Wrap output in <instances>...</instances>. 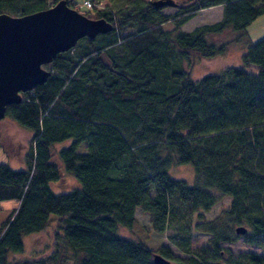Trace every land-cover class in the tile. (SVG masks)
<instances>
[{"label": "trees", "instance_id": "16d2710c", "mask_svg": "<svg viewBox=\"0 0 264 264\" xmlns=\"http://www.w3.org/2000/svg\"><path fill=\"white\" fill-rule=\"evenodd\" d=\"M83 1L67 3L113 30L58 54L47 81L7 107L6 117L31 137L25 169L0 163V201L18 202L0 228V264H154L145 241L120 233L133 227L137 208L150 215L153 231H173L169 240L183 255L158 251L171 264H264L257 253L218 262L231 256L221 244L235 242L241 226L240 235L264 247V38L247 39L240 67L199 79L185 69L195 56L225 50L209 35L229 30L246 39L264 0H175L172 16L161 13L169 6L141 0L114 14L80 10ZM215 6L223 7L219 22L181 29ZM49 7L48 0H0V14L12 16ZM168 22L173 31L164 30ZM9 145L3 134L2 147L14 156ZM172 164L193 165L196 184L172 178ZM67 174L77 186L55 192ZM224 198L228 209L205 222ZM54 217L62 231L54 252L19 260L23 237ZM195 230L211 236L201 252L192 249Z\"/></svg>", "mask_w": 264, "mask_h": 264}, {"label": "rangeland", "instance_id": "374dc122", "mask_svg": "<svg viewBox=\"0 0 264 264\" xmlns=\"http://www.w3.org/2000/svg\"><path fill=\"white\" fill-rule=\"evenodd\" d=\"M61 0H48L50 6L55 5ZM67 1V0H66ZM75 2V0H70ZM80 2V0H76ZM136 0H93L92 10H106L113 14L120 9H125L131 2ZM145 3H152L156 0H141ZM180 1V0H177ZM73 6V4H72ZM71 7V6H70ZM79 7V8H78ZM83 3H79L78 9L82 10ZM73 8V7H71ZM75 9V8H74ZM77 10V9H76ZM176 7H168L161 10V13L167 16H172L177 12ZM221 12L219 8L210 7L207 10L200 11V13L187 24L182 26V30L187 32L193 31L198 26L214 24L219 22ZM164 30L173 31L174 24L168 22L163 26ZM130 31H127L128 34ZM247 38H237V33L233 31H224L220 34L209 35L210 42H213L217 46L226 44L225 50L211 58L206 59L203 57L195 56L191 62L185 65V69L191 71L193 79H199L206 74H219L228 67H240L242 65V57L246 53L248 41L256 42L264 38V14L259 17L252 25L246 29ZM121 36V34L119 35ZM46 70L51 71V64L44 66ZM31 92V91H30ZM23 95V94H22ZM3 134L5 139L10 143L9 149L14 156L5 151L2 147ZM31 134L19 127L9 117H5L0 121V163L8 165L13 170H22L26 168L25 162H22L30 143ZM70 141L57 144L54 147V151L66 147ZM195 168L191 164H172L168 168L169 175L178 180L185 181L188 185L193 186L196 184ZM77 186V182L70 175H66L65 178L57 185H52V189L55 192H66L74 189ZM230 198H224L218 203L211 211L204 214L205 222H211L216 220L220 214L228 209L230 205ZM18 206V202L15 200L0 201V228L3 222L11 215L14 209ZM56 218L54 217L50 225L42 232L38 234H29L23 237V242L26 248L25 253L19 256V260H29L30 262L46 260V258L54 252L55 232L62 233L60 229L56 227ZM121 235L130 239H140L146 242L148 247L153 253H158L161 247H169L175 255L182 256L183 254L170 242L169 236L173 234L172 230H167L164 233H157L153 231L150 225V215L144 212L141 208L136 209V221L131 229H121ZM237 235V234H236ZM238 238L235 242L222 243L221 246L230 251L223 255V262L228 260L229 257L236 258L241 254L257 253L264 255V247H260L257 244L250 243L248 238L244 235H237ZM210 235L200 230L193 231L192 234V249L194 252H201L208 246ZM66 264H71L68 261Z\"/></svg>", "mask_w": 264, "mask_h": 264}, {"label": "water", "instance_id": "95a60500", "mask_svg": "<svg viewBox=\"0 0 264 264\" xmlns=\"http://www.w3.org/2000/svg\"><path fill=\"white\" fill-rule=\"evenodd\" d=\"M156 8L177 6L175 0H156ZM106 19H93L71 8L61 0L47 9L23 16L0 14V121L7 107L22 102V94L44 84L56 56L76 47L83 38L94 39L113 30ZM245 234L243 226L236 229ZM154 264H171L159 253L153 254Z\"/></svg>", "mask_w": 264, "mask_h": 264}, {"label": "built area", "instance_id": "2783aa9c", "mask_svg": "<svg viewBox=\"0 0 264 264\" xmlns=\"http://www.w3.org/2000/svg\"><path fill=\"white\" fill-rule=\"evenodd\" d=\"M83 5H84V7L88 8V9H92L93 8V3H92L91 0L83 1Z\"/></svg>", "mask_w": 264, "mask_h": 264}, {"label": "crops", "instance_id": "0c3cea01", "mask_svg": "<svg viewBox=\"0 0 264 264\" xmlns=\"http://www.w3.org/2000/svg\"><path fill=\"white\" fill-rule=\"evenodd\" d=\"M216 7V9H218L219 8V11L221 12V14H220V17H219V19H218V21H220L221 19H222V16H223V7L222 6H215ZM204 10H207V9H204ZM203 11V10H202ZM188 23V22H187ZM186 23V24H187ZM185 25V24H184ZM187 32H189V31H187Z\"/></svg>", "mask_w": 264, "mask_h": 264}]
</instances>
